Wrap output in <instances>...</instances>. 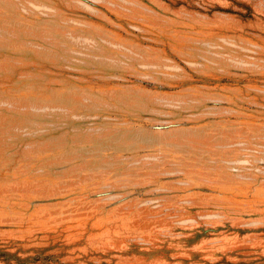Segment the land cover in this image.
Returning <instances> with one entry per match:
<instances>
[{
    "label": "rangeland",
    "instance_id": "374dc122",
    "mask_svg": "<svg viewBox=\"0 0 264 264\" xmlns=\"http://www.w3.org/2000/svg\"><path fill=\"white\" fill-rule=\"evenodd\" d=\"M0 264H264V0H0Z\"/></svg>",
    "mask_w": 264,
    "mask_h": 264
}]
</instances>
